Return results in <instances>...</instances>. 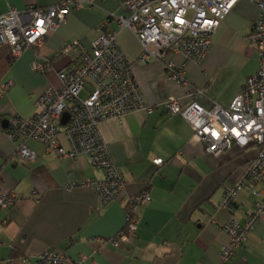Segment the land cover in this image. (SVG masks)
Masks as SVG:
<instances>
[{
  "label": "crops",
  "instance_id": "obj_1",
  "mask_svg": "<svg viewBox=\"0 0 264 264\" xmlns=\"http://www.w3.org/2000/svg\"><path fill=\"white\" fill-rule=\"evenodd\" d=\"M60 1L0 0V14L11 7H47ZM111 13H122L121 0L81 4L48 34L41 47L14 58L10 46H0V183L4 191L18 195L12 207H0V264H45L38 257L49 249L67 250L65 264H220L221 249L229 241L223 224L231 218L243 222L254 210L256 197L248 189L238 193L231 209L219 204L224 187L243 174L257 145H233L217 157L207 151L205 143L193 139L188 121L162 105L172 96L186 105L191 88L203 91L197 101L205 108L214 103L230 105L259 67L258 54L244 39L259 13V7L249 0H239L225 17L201 64L185 62L181 54L170 55L176 65L184 67L186 83L171 79L160 60L139 63L140 41L129 29L119 34V45L132 62L144 99L155 107L151 114L137 111L121 121L106 120L99 125L126 179V194L148 191L152 197L137 209L140 224L132 244L115 247L108 242L125 226L126 199L104 204L94 190L82 185L104 177L88 155L60 157L29 140L35 159L15 156L18 143L2 122L15 113L32 115L37 97L48 86L59 88V71L73 66L77 58L73 54L59 57L46 73L35 71L32 63L39 56H54L75 40L92 51ZM59 140L69 148L64 135ZM156 157L163 158L161 166L153 163ZM209 216L215 221L210 222ZM227 264H264V213Z\"/></svg>",
  "mask_w": 264,
  "mask_h": 264
},
{
  "label": "built area",
  "instance_id": "obj_2",
  "mask_svg": "<svg viewBox=\"0 0 264 264\" xmlns=\"http://www.w3.org/2000/svg\"><path fill=\"white\" fill-rule=\"evenodd\" d=\"M95 1L62 0L47 7L31 4L21 10L11 7L0 14V46H10L14 58L27 49L39 48L48 34L67 20L73 8ZM238 1L121 0L122 13H111L105 19L102 26L106 29L92 43V51L75 40L63 45L54 56H39L32 63L35 71L46 73L59 57L73 54L77 58L73 66L59 71V88L48 86L37 97L32 115L15 113L8 118L5 131L18 143L15 156L35 159L27 145L29 140L43 144L47 152H55L60 157L88 155L94 165L104 171V177L89 179L82 185L94 190L104 204L126 199L125 226L108 239L113 246L133 243L140 224L137 209L149 204L152 197L148 191L126 194V179L114 162L99 125L106 120L121 121L137 111L151 114L155 108L144 99L134 78L132 62L119 45L120 32L129 29L140 41L139 63L160 60L171 79L186 83L184 67L176 65L170 55L181 54L185 62L201 64L212 46L215 31ZM249 1L259 7V13L244 39L258 54L259 67L247 77L230 105L214 103L211 108H205L197 101L203 92L199 88L187 91L186 105L173 96L162 102L169 113L181 115L188 121L193 139L205 143L207 151L217 157L233 145H257L243 174L223 190L220 208L231 209L238 193L244 189L250 190L256 201L254 210L243 222L231 218L223 224L229 241L221 249L220 264H227L247 242L264 213V0ZM111 22L116 27L110 28ZM84 91L85 97L82 96ZM65 114L69 118L61 124ZM60 134L66 138L69 148L61 144ZM163 162L161 157L153 159L159 166ZM257 183L263 184L256 189L253 185ZM17 199L18 195L4 191L0 183L1 208L12 207ZM209 221L214 222V217L209 216ZM38 258L45 264H65L69 253L49 249Z\"/></svg>",
  "mask_w": 264,
  "mask_h": 264
},
{
  "label": "water",
  "instance_id": "obj_3",
  "mask_svg": "<svg viewBox=\"0 0 264 264\" xmlns=\"http://www.w3.org/2000/svg\"><path fill=\"white\" fill-rule=\"evenodd\" d=\"M68 118H69V115L68 114H65L63 116L62 123L65 124L67 122ZM7 126H8V121L7 120L3 121L2 122V127L3 128H7Z\"/></svg>",
  "mask_w": 264,
  "mask_h": 264
},
{
  "label": "rangeland",
  "instance_id": "obj_4",
  "mask_svg": "<svg viewBox=\"0 0 264 264\" xmlns=\"http://www.w3.org/2000/svg\"><path fill=\"white\" fill-rule=\"evenodd\" d=\"M222 22H223V21H222ZM222 22H221V24H222ZM221 24H220V25H221ZM219 27H220V26H219ZM219 27H218V28H219ZM218 28H217V30H218ZM217 30H216V31H217ZM249 31H250V30H249ZM247 33H248V32H247ZM214 34H215V33H214ZM224 48H226V47H224Z\"/></svg>",
  "mask_w": 264,
  "mask_h": 264
}]
</instances>
